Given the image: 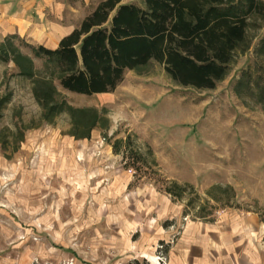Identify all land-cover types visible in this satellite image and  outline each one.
Returning <instances> with one entry per match:
<instances>
[{
	"label": "rangeland",
	"instance_id": "obj_1",
	"mask_svg": "<svg viewBox=\"0 0 264 264\" xmlns=\"http://www.w3.org/2000/svg\"><path fill=\"white\" fill-rule=\"evenodd\" d=\"M34 1L28 16L38 27L79 26L101 0ZM253 21L249 47L213 89L178 85L156 61L127 70L111 93L53 80L55 100L71 109L51 121L14 61L17 50L31 56L48 91V65L32 49L39 43L4 36L0 21V264H165L191 220L254 213L264 225V105L255 90L264 85L256 52L264 24ZM132 158L137 168L126 165Z\"/></svg>",
	"mask_w": 264,
	"mask_h": 264
},
{
	"label": "trees",
	"instance_id": "obj_2",
	"mask_svg": "<svg viewBox=\"0 0 264 264\" xmlns=\"http://www.w3.org/2000/svg\"><path fill=\"white\" fill-rule=\"evenodd\" d=\"M253 19L264 24V0H143L142 5L101 0L56 48L32 46L35 56L48 65V91L46 82L37 78L31 56L17 50L14 61L20 75L34 80L35 97L44 109L48 106L45 117L51 121L64 106L71 109L55 100L58 91L53 80L75 93H111L127 70H140L156 61L178 85L215 88L228 75L236 52L249 47L245 45L256 22ZM256 52L264 55V36ZM251 74L245 75L250 78ZM255 90L264 105V85L259 80ZM89 133L73 135L88 138ZM114 149L120 152L115 144ZM132 160L126 165L136 167ZM166 192L178 200L179 194L171 188ZM129 264L141 261L134 259ZM142 264L149 263L144 260Z\"/></svg>",
	"mask_w": 264,
	"mask_h": 264
},
{
	"label": "crops",
	"instance_id": "obj_3",
	"mask_svg": "<svg viewBox=\"0 0 264 264\" xmlns=\"http://www.w3.org/2000/svg\"><path fill=\"white\" fill-rule=\"evenodd\" d=\"M15 5L17 11L10 14ZM35 5L34 0L0 3L4 36L14 33L30 37L32 43L56 48L77 26L52 23L34 27L28 14ZM263 227L254 213L233 214L210 222L191 220L169 245L165 264H264Z\"/></svg>",
	"mask_w": 264,
	"mask_h": 264
},
{
	"label": "built area",
	"instance_id": "obj_4",
	"mask_svg": "<svg viewBox=\"0 0 264 264\" xmlns=\"http://www.w3.org/2000/svg\"><path fill=\"white\" fill-rule=\"evenodd\" d=\"M163 247V245L161 244L160 246H159V248H162ZM160 258L162 259V257L160 256Z\"/></svg>",
	"mask_w": 264,
	"mask_h": 264
},
{
	"label": "bare ground",
	"instance_id": "obj_5",
	"mask_svg": "<svg viewBox=\"0 0 264 264\" xmlns=\"http://www.w3.org/2000/svg\"><path fill=\"white\" fill-rule=\"evenodd\" d=\"M154 258V257H153Z\"/></svg>",
	"mask_w": 264,
	"mask_h": 264
}]
</instances>
